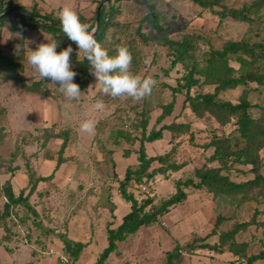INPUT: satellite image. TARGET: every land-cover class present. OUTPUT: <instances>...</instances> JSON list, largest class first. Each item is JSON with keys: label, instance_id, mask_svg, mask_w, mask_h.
Returning <instances> with one entry per match:
<instances>
[{"label": "rangeland", "instance_id": "1", "mask_svg": "<svg viewBox=\"0 0 264 264\" xmlns=\"http://www.w3.org/2000/svg\"><path fill=\"white\" fill-rule=\"evenodd\" d=\"M1 1L5 7L12 4L28 10L33 4V0ZM100 1L38 0L37 8L41 15L51 13L57 17L58 11L68 5L89 19L91 25ZM253 1L222 0V7L214 9H240ZM148 2L154 5L170 39L180 40L186 35L197 38L196 56L211 47L220 48L227 40L254 42L264 38V6L253 15V22H247L230 16L222 18L214 10L200 7L191 0ZM114 6L119 10L101 45L110 56L116 55L117 46H126L133 55L131 71L156 80L151 96L140 102L104 95L95 87L96 79L92 74L81 89L79 100L66 99L57 89L59 85L40 79L26 59L30 50L52 41L50 34L40 29H26L22 34L12 31L9 26L16 20L14 16L0 24V53L6 57L0 59V209L5 201L2 188L8 182L16 193L22 190L27 195L30 174L48 177L38 182L28 195L29 207L13 206L0 222V264H93L97 260L107 245V227H116L130 210V203L120 194L119 181L127 167L135 168L138 164L137 150L145 113L149 118L147 132L170 123L189 127L184 132L164 129L160 139L145 142L148 156L170 152L168 161L182 165L177 171L156 174L148 183L130 184L128 191L139 201L152 197V205H158L175 192L177 179L191 177L197 181L195 169L218 166V162L208 160L214 147L207 143L214 137L235 134V119L221 125L209 113L197 117L184 104V91L174 94L184 67L182 63L171 66L170 50L156 39L160 34L146 26L144 17L148 8L145 3L118 0ZM16 12L22 13L19 9ZM142 36L148 40H143ZM79 57L82 58L83 53ZM8 61L14 64L15 74L12 65L6 66ZM231 64L237 67L235 62ZM249 85L255 88L249 94L251 102H263L264 90L256 88L254 83ZM212 90V86L203 87V91ZM241 91L242 87L229 89L220 96L236 102ZM173 98L170 115L158 123L162 106ZM97 100H103L104 111L94 109ZM86 119L97 122L92 135L79 132L80 123ZM65 132L67 145L60 154L63 138L57 135ZM260 154L264 157V148ZM60 155L62 163L55 168ZM159 166L158 162H153L150 169ZM231 167L228 176L233 181L253 177L250 166L232 164ZM185 190L187 196L181 203L160 216L158 222L142 226L119 242L117 250L103 264H161L166 253L177 244L183 247L179 264H242L244 259L233 255L228 244L220 249L193 251L184 247L194 240L196 244H216L219 233L243 222L248 224L235 234L234 240L245 244L247 255L263 249L264 202L261 198L214 196L205 189L193 187ZM217 217L222 219L219 224L215 223ZM64 237L84 244L76 258L64 251ZM254 264H264V256Z\"/></svg>", "mask_w": 264, "mask_h": 264}, {"label": "trees", "instance_id": "2", "mask_svg": "<svg viewBox=\"0 0 264 264\" xmlns=\"http://www.w3.org/2000/svg\"><path fill=\"white\" fill-rule=\"evenodd\" d=\"M118 0H101L94 12V23L90 25L89 31L95 27V39L102 43L107 29L114 22V16L119 10L114 6ZM148 8L144 20L146 26L158 32L156 37L162 44L167 46L172 54L171 66L182 63L184 73L179 81L175 92L184 91V104H187L191 111L197 117H203L209 113L221 125L229 123L235 119V134L230 137H214L207 143V146H213L214 150L208 157L211 162H218V166H203L194 170L193 178L185 180L177 179L175 183V192L168 198L162 200L158 205H152V197H146L138 200L135 195L128 191L130 184L148 183L154 179L156 174H166L167 171H177L181 164L168 161L170 152L162 155L148 156L145 149V142H153L162 137V131L168 129L171 131L184 132L188 130V125L181 123L164 124L161 128H152L146 131L148 114L145 113L141 121V137L137 150L138 164L135 168L127 167L124 177L119 181V191L125 201L130 203V210L122 217L121 222L114 228L107 227L106 238L107 245L100 252L97 260L93 264H103L108 256L115 252L118 243L124 241L129 235L135 234L142 226H149L156 222L160 216L166 214L169 209L176 204L181 203L187 196L188 187L196 189H205L214 196L227 195L242 198H261L264 202V157L260 152L264 148V101L253 103L249 99L250 92L255 89L250 87V83L256 84V88L264 90V38L260 41L250 42L248 39L227 40L220 48L211 47L203 51L199 56L194 54L196 37L186 35L180 40L170 39L166 34L167 28L160 23V17L153 4L148 0H140ZM200 7L214 10L220 17L230 16L234 19L253 22V15L259 12L264 6V0H255L240 9H228L223 7L216 11L215 6L222 7V0H191ZM38 0H33L30 10L20 6L15 7L12 4L5 7L4 2L0 0V14L6 10L11 11L0 17V24H3L10 16L15 17V21L10 24L9 28L22 34L26 29H40L50 34L52 41L58 44L57 52L63 51L71 46L73 52L70 54L71 70L77 75L74 83L83 89L90 79V64L87 59L78 57L79 51L77 45L64 35L59 19L51 13L40 14L38 10ZM21 10L22 13L16 12ZM83 23H88L89 19L77 13ZM97 25V26H96ZM143 40L148 37L142 36ZM0 59H6L0 53ZM231 62H235L237 67ZM12 65V72L15 74L14 64L11 61L6 63L7 67ZM212 86V91H203V87ZM242 87V91L236 102L224 99L220 96L223 91ZM194 88V93L192 92ZM174 104V98L168 104L162 106V113L158 116L157 122H161L165 116L170 115ZM63 141L60 145L59 153L61 154L67 145L68 134L62 135ZM206 146V145H205ZM153 162L160 164L157 168L150 169ZM62 163L61 155L58 156L55 168ZM232 164H241L250 166L253 177L245 181L236 182L230 179L228 172L231 171ZM51 176V175H50ZM48 177L29 175L30 190L29 194L36 188L38 182L45 181ZM5 201L0 209V222L10 214L11 208L18 204H24L29 207L28 195H24L21 190L16 193L9 182L2 188ZM149 206V207H148ZM33 210V209H32ZM33 212H35L33 210ZM221 217H217L216 224H219ZM247 222L235 223L234 226L224 232L219 233L218 243H192L185 245L193 251L197 248L220 249L224 244H228V250L237 256L243 258L242 264H254L255 261L263 258V249L257 254L247 255L245 244L237 243L234 240L235 234L247 226ZM64 251L76 258L84 244L74 242L63 238ZM203 240V239H197ZM196 244V245H195ZM182 249L177 244L171 251L166 253L165 259L161 264H179L183 259Z\"/></svg>", "mask_w": 264, "mask_h": 264}, {"label": "clouds", "instance_id": "3", "mask_svg": "<svg viewBox=\"0 0 264 264\" xmlns=\"http://www.w3.org/2000/svg\"><path fill=\"white\" fill-rule=\"evenodd\" d=\"M57 18L64 35L77 45V56L83 53V57L87 59L90 73L96 79L95 87L104 95L112 99H131L134 102L151 96L157 82L150 76L141 77L131 71L133 55L126 46H117L116 55L110 56L95 39V29L89 31L90 25L83 23L77 12L68 5L58 11ZM57 47L56 41L41 43L35 50L28 52L26 59L40 79L51 81V85H59L57 89L66 99L79 100L82 92L80 86L73 82L77 73L71 70L70 64L73 48L69 46L57 52ZM94 109L104 111L103 100H97ZM96 126L94 119L83 120L79 125V132L92 135Z\"/></svg>", "mask_w": 264, "mask_h": 264}, {"label": "water", "instance_id": "4", "mask_svg": "<svg viewBox=\"0 0 264 264\" xmlns=\"http://www.w3.org/2000/svg\"><path fill=\"white\" fill-rule=\"evenodd\" d=\"M10 11H11V9H10V10H6L5 12H3V13L0 14V17L3 16L4 14L9 13ZM96 26H97V25H96Z\"/></svg>", "mask_w": 264, "mask_h": 264}, {"label": "built area", "instance_id": "5", "mask_svg": "<svg viewBox=\"0 0 264 264\" xmlns=\"http://www.w3.org/2000/svg\"><path fill=\"white\" fill-rule=\"evenodd\" d=\"M66 262H67V260H66Z\"/></svg>", "mask_w": 264, "mask_h": 264}]
</instances>
